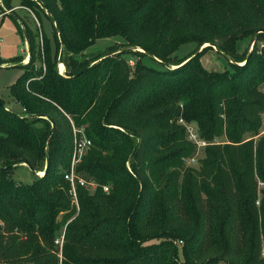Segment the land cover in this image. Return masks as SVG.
I'll use <instances>...</instances> for the list:
<instances>
[{"label":"trees","instance_id":"16d2710c","mask_svg":"<svg viewBox=\"0 0 264 264\" xmlns=\"http://www.w3.org/2000/svg\"><path fill=\"white\" fill-rule=\"evenodd\" d=\"M17 1L51 35L19 20L29 55L8 91L21 113L0 99V264H264V0ZM254 33L245 60L235 44ZM211 46L230 71L202 66ZM178 118L207 144L195 166ZM72 129L90 142L75 173L95 184L75 187L77 209ZM23 163L29 184L12 178Z\"/></svg>","mask_w":264,"mask_h":264},{"label":"rangeland","instance_id":"374dc122","mask_svg":"<svg viewBox=\"0 0 264 264\" xmlns=\"http://www.w3.org/2000/svg\"><path fill=\"white\" fill-rule=\"evenodd\" d=\"M9 6L11 8L6 9L0 1V7L6 9L4 10L5 12H2V16H0V99L3 102L4 107H7L14 113H19L20 107L12 102L8 91L10 85H12L22 74L23 71L20 66L23 64V61H21V59H24L27 53V44L22 34H20L18 30V28L21 29L19 20L23 21L30 29L38 28L40 26L45 37L49 38L51 35V28L49 26V23L41 13L18 7L19 2L17 0H11L9 2ZM14 17L18 19L15 20ZM249 43V38L238 40L235 44V52L239 55L245 53L246 49L249 50ZM120 44H122V41L119 37L116 36L96 39L88 48L83 51L80 59H90L91 56H95V54L98 53H105L108 48L113 46L118 47L120 46ZM193 50L194 44H183L178 47L173 56L174 58L179 59L187 56ZM123 58L127 60L130 65L135 59L132 55L129 54L124 55ZM142 62L148 67L154 69L160 68V66L153 62L149 57H143ZM200 62L202 66L208 71H230L231 69L228 61L224 57L216 54L213 49L202 54ZM57 70H59V74H62V65L57 66ZM260 89L262 92H264V87ZM201 154V150H199L194 159L196 157H199ZM187 165L195 166V164L188 163ZM37 175L41 176L42 173H39ZM76 176L81 178L77 174ZM12 178L16 182H19L21 184H29L34 179V176L26 166L19 165L13 169ZM83 181L86 183H92L87 182L84 179ZM94 188L95 186L93 187V189ZM93 189L87 190L92 192Z\"/></svg>","mask_w":264,"mask_h":264},{"label":"built area","instance_id":"2783aa9c","mask_svg":"<svg viewBox=\"0 0 264 264\" xmlns=\"http://www.w3.org/2000/svg\"><path fill=\"white\" fill-rule=\"evenodd\" d=\"M181 107V106H180ZM176 124L181 126L184 130V140L195 147V156L199 150L205 147L207 144L200 140L196 133V128L192 123H186L182 118H178ZM73 140H72V153L68 171L63 175V179L68 182L69 191L71 201L77 209L76 199H75V187H82L84 189H93L95 184L86 183L83 179L76 176L75 173V165L80 161L81 157L84 155L85 151L90 145L89 140H87L81 133V130L72 129ZM259 134H264V112L260 116V127ZM194 156V157H195ZM192 157L186 163L195 164V159ZM89 184V185H88ZM258 187H261V183H257ZM106 189L103 188V191ZM56 244L61 245V239L59 241H55Z\"/></svg>","mask_w":264,"mask_h":264},{"label":"water","instance_id":"95a60500","mask_svg":"<svg viewBox=\"0 0 264 264\" xmlns=\"http://www.w3.org/2000/svg\"><path fill=\"white\" fill-rule=\"evenodd\" d=\"M36 4H37L38 6H40L39 3L36 2ZM40 8H41L42 10H44V13H45L46 16H49L48 12H47L45 9H43V7L40 6ZM4 12H5V11H4ZM256 33H257V32H256ZM256 33H254V35L252 36V41H251V44L249 45V50L247 51V54H246L245 60H246V59L248 58V56H249V53H250V50H251V46H252V43H253V40H254V38H255V34H256ZM205 46H207V45H203L201 48H203V47H205ZM201 48H199V50L196 51V52L193 54V56H195V55L201 50ZM211 48H212L214 51H216V50H215V47L211 46ZM121 50H123V49H120V50H118V51H115V52H111V53L105 54L104 57H105V56L113 55V54H115V53H118V52H120ZM133 51H137V52H141V53H143L140 49H134ZM28 55H29V53H28V50H27V57H28ZM60 55H61V53L59 52V53H58V63H59ZM193 56H192V57H193ZM58 65H59V64H58ZM58 65H57V66H58ZM60 65H61V64H60ZM0 106H1V104H0ZM22 165L26 166V167L30 170V172L34 174V172L29 168V166H28L26 163H23ZM45 169H46V166L44 167V170H45ZM35 175H37V174H35ZM37 176H38V175H37Z\"/></svg>","mask_w":264,"mask_h":264},{"label":"crops","instance_id":"0c3cea01","mask_svg":"<svg viewBox=\"0 0 264 264\" xmlns=\"http://www.w3.org/2000/svg\"><path fill=\"white\" fill-rule=\"evenodd\" d=\"M6 15H7V14H6ZM0 16H2V14H0ZM27 59H28V58H27V53H26V56H25L24 59L22 60V61H23V64L27 62ZM14 104H16V103H14ZM16 105H17V104H16ZM4 108H5L6 110H9L7 107H4ZM19 113H21V110L19 111ZM19 113H18V114H19Z\"/></svg>","mask_w":264,"mask_h":264},{"label":"bare ground","instance_id":"6f19581e","mask_svg":"<svg viewBox=\"0 0 264 264\" xmlns=\"http://www.w3.org/2000/svg\"><path fill=\"white\" fill-rule=\"evenodd\" d=\"M59 66H61V65L59 64Z\"/></svg>","mask_w":264,"mask_h":264}]
</instances>
